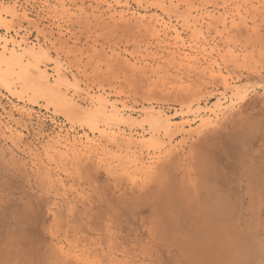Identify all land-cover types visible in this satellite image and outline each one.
Wrapping results in <instances>:
<instances>
[{"label":"rangeland","instance_id":"1","mask_svg":"<svg viewBox=\"0 0 264 264\" xmlns=\"http://www.w3.org/2000/svg\"><path fill=\"white\" fill-rule=\"evenodd\" d=\"M0 54V264H264V0H0Z\"/></svg>","mask_w":264,"mask_h":264},{"label":"bare ground","instance_id":"2","mask_svg":"<svg viewBox=\"0 0 264 264\" xmlns=\"http://www.w3.org/2000/svg\"><path fill=\"white\" fill-rule=\"evenodd\" d=\"M0 56H1V54H0ZM154 121V120H153Z\"/></svg>","mask_w":264,"mask_h":264}]
</instances>
